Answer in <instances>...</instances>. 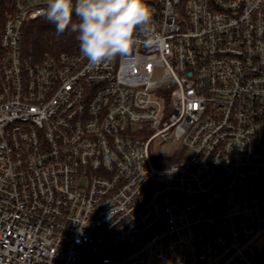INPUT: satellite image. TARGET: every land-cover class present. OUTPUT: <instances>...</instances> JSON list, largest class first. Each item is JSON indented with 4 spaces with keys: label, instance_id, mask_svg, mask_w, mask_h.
Listing matches in <instances>:
<instances>
[{
    "label": "built area",
    "instance_id": "obj_1",
    "mask_svg": "<svg viewBox=\"0 0 264 264\" xmlns=\"http://www.w3.org/2000/svg\"><path fill=\"white\" fill-rule=\"evenodd\" d=\"M2 1L0 264H264V0H146L163 45L94 69Z\"/></svg>",
    "mask_w": 264,
    "mask_h": 264
},
{
    "label": "clouds",
    "instance_id": "obj_2",
    "mask_svg": "<svg viewBox=\"0 0 264 264\" xmlns=\"http://www.w3.org/2000/svg\"><path fill=\"white\" fill-rule=\"evenodd\" d=\"M45 16L58 34L76 33L80 55L89 69L124 56L138 45L164 43L146 0H47Z\"/></svg>",
    "mask_w": 264,
    "mask_h": 264
},
{
    "label": "trees",
    "instance_id": "obj_3",
    "mask_svg": "<svg viewBox=\"0 0 264 264\" xmlns=\"http://www.w3.org/2000/svg\"><path fill=\"white\" fill-rule=\"evenodd\" d=\"M12 6L0 3V22L8 17ZM76 33L56 32L55 26L49 20L33 21L25 30L23 38L24 53L34 61H42L52 55L69 52L74 47Z\"/></svg>",
    "mask_w": 264,
    "mask_h": 264
},
{
    "label": "rangeland",
    "instance_id": "obj_4",
    "mask_svg": "<svg viewBox=\"0 0 264 264\" xmlns=\"http://www.w3.org/2000/svg\"><path fill=\"white\" fill-rule=\"evenodd\" d=\"M152 148H153V150L160 151L161 150V145H158L157 143H154ZM263 244H264V240L262 238L261 239V245H263Z\"/></svg>",
    "mask_w": 264,
    "mask_h": 264
},
{
    "label": "water",
    "instance_id": "obj_5",
    "mask_svg": "<svg viewBox=\"0 0 264 264\" xmlns=\"http://www.w3.org/2000/svg\"><path fill=\"white\" fill-rule=\"evenodd\" d=\"M263 255H264V251H263Z\"/></svg>",
    "mask_w": 264,
    "mask_h": 264
}]
</instances>
